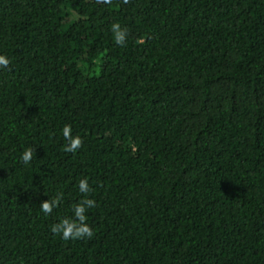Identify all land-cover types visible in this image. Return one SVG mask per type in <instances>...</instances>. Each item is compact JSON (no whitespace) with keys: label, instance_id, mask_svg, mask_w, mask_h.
<instances>
[{"label":"trees","instance_id":"trees-1","mask_svg":"<svg viewBox=\"0 0 264 264\" xmlns=\"http://www.w3.org/2000/svg\"><path fill=\"white\" fill-rule=\"evenodd\" d=\"M0 55V264H264V0H0Z\"/></svg>","mask_w":264,"mask_h":264},{"label":"clouds","instance_id":"clouds-1","mask_svg":"<svg viewBox=\"0 0 264 264\" xmlns=\"http://www.w3.org/2000/svg\"><path fill=\"white\" fill-rule=\"evenodd\" d=\"M105 3H110L111 0H104ZM127 2V0H125ZM112 31L114 33V38L117 44L123 46L125 43V39L127 36L126 29H121V26L119 23H114L112 25ZM10 61L8 58H6L4 55H0V67H8ZM63 136L66 139H69V144L65 148V151L68 152H75L78 148L82 146V138L77 135L75 137H70L71 127L70 125H65L62 129ZM23 163L28 164L32 159V150L27 149L23 152L21 157ZM79 188L81 192H88L89 187L86 179L79 181ZM58 203V200H53L49 202L48 200H44L41 204V210L45 214H50L52 212L53 206ZM84 204H87L89 206L94 205L93 200H85L82 204H79L75 208V214L81 221L79 225H77L74 222H69L68 220H63L60 224L54 225L52 227V231L54 233H60L62 232V238L64 240L68 239H76L81 238L84 236L91 237L93 235L92 229L87 225L82 223L85 220L84 216Z\"/></svg>","mask_w":264,"mask_h":264}]
</instances>
